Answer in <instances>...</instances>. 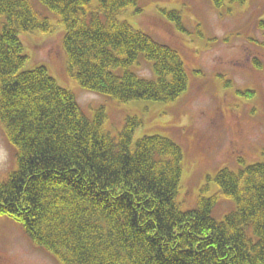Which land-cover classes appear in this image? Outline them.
Segmentation results:
<instances>
[{
    "label": "trees",
    "instance_id": "trees-1",
    "mask_svg": "<svg viewBox=\"0 0 264 264\" xmlns=\"http://www.w3.org/2000/svg\"><path fill=\"white\" fill-rule=\"evenodd\" d=\"M37 1L59 17L66 73L83 90L123 103H171L187 90L179 54L118 20L137 0ZM162 12L182 28L178 11ZM52 30L32 2L0 0V123L17 165L0 182V216L60 264H264V164L239 159L237 172L215 175V194L182 211L179 145L134 140L137 117L113 137L102 108L87 117L45 67L25 69L19 34ZM141 57L154 78L131 71ZM223 198L235 209L215 220Z\"/></svg>",
    "mask_w": 264,
    "mask_h": 264
},
{
    "label": "rangeland",
    "instance_id": "rangeland-1",
    "mask_svg": "<svg viewBox=\"0 0 264 264\" xmlns=\"http://www.w3.org/2000/svg\"><path fill=\"white\" fill-rule=\"evenodd\" d=\"M28 1L48 17L53 30L19 34L28 58L25 69L45 67L59 86L75 95L87 117L92 119L102 108L105 129L113 137L127 117H137L141 126L134 140L161 136L179 145L184 156L176 202L182 211L196 209L203 190L205 197L215 194V175L222 169L237 172L239 159L244 166L264 164V0H224L220 9L210 0H137V8L118 16L179 54L189 85L171 103H123L83 90L66 73L59 17L37 0ZM162 10L178 11L182 28L167 20ZM131 71L154 78L151 63L142 57ZM16 168L14 149L0 123V182ZM233 209V202L223 198L212 216L222 220ZM0 264L60 263L34 245L20 224L0 216Z\"/></svg>",
    "mask_w": 264,
    "mask_h": 264
}]
</instances>
